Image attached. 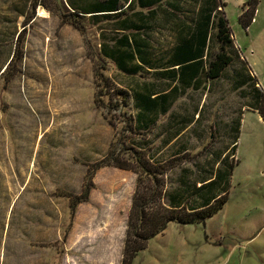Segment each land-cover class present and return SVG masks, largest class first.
<instances>
[{
  "label": "rangeland",
  "instance_id": "obj_1",
  "mask_svg": "<svg viewBox=\"0 0 264 264\" xmlns=\"http://www.w3.org/2000/svg\"><path fill=\"white\" fill-rule=\"evenodd\" d=\"M64 1L0 0V264H121L134 172L97 170L73 218L63 194L81 193L90 165L114 156L134 166L137 152L167 170L166 204L177 191L199 203L192 186L211 164L227 176L228 200L205 223H169L132 264H264V121L249 106L252 86L238 84L242 62L218 79H171L162 70L177 29L158 20L135 38L149 63L124 73L101 50L124 32L114 22H87L84 31L63 23ZM223 1L234 46L264 92V0L247 29L239 19L247 0ZM177 15L190 23L194 14ZM218 49L212 40L208 52ZM173 83L176 103L167 114L174 121L165 137L161 125L129 126L132 98L129 107H105L116 102L115 89L137 98L140 87L161 93Z\"/></svg>",
  "mask_w": 264,
  "mask_h": 264
},
{
  "label": "trees",
  "instance_id": "obj_2",
  "mask_svg": "<svg viewBox=\"0 0 264 264\" xmlns=\"http://www.w3.org/2000/svg\"><path fill=\"white\" fill-rule=\"evenodd\" d=\"M163 3L171 11H162ZM216 5L214 0L212 7H209L210 11L206 13H185L194 14L191 22L187 23L185 20L176 22L177 14L184 12L179 11L178 5L170 0H65L60 6V17L63 23L72 25L81 31L85 30L87 22L95 25L103 22H114L116 29L123 31L124 34L120 35L111 46L107 43L101 44V50L108 60H112L119 70L127 74H136L142 68L141 62L148 64L149 60L148 55H145L146 51L141 47L143 44L135 39L137 33L152 28L157 20H164L168 25L177 29V41L188 40L181 47L179 46L181 49L179 48L178 53L170 57L171 62H178L174 64L178 66L177 69L167 67L162 70L163 74L165 72L167 77H172L171 79L177 77L176 81L181 82L187 78L198 81L203 73L209 79H218L225 69L235 64L236 61H240L242 62V69L237 72L238 84L244 86L249 83L252 86L253 92L249 106L256 109L264 121V92L259 87L258 81L252 78L251 71L244 63L238 48L234 46L232 32L224 14L226 4L222 3L220 10H216ZM258 5L259 0H247L243 5L239 19L245 29L254 21ZM212 40L219 45V49L214 53H209L208 47ZM137 59H139L137 62L139 64H135ZM132 62L134 63L133 66H131ZM172 73L176 75H172ZM99 83V86H106L107 79H100ZM141 88H139L140 91H135L137 98L134 97L133 92L130 94L129 91L121 88L114 91L116 101L114 104H105L103 98H99L98 101H103L102 103L105 104L106 108L116 110L121 105L119 103H122L123 108L129 107L132 98L134 104H139L144 111L151 112L155 106L159 104L164 106L169 101L176 100L177 97V84L170 86L168 92L157 93L153 98L150 95H143L144 89L146 88L153 94L156 92L148 87H143V90ZM98 101L96 100V103ZM167 111L166 109L162 113ZM126 122L132 126L131 119ZM239 125L237 122L236 133L239 131ZM170 138L165 140L169 141ZM236 140L233 141L232 146H234L231 150L229 151L228 148L226 150V153L229 151V155L234 156L235 154ZM211 161L213 162V160ZM211 165L212 168L205 172L206 175L193 183L192 188L195 189L200 198V202L194 205L190 204L187 199L183 200L184 195L181 191L170 195L167 204L164 202L165 198L168 197L163 181L167 170L156 165L143 152L135 154L134 166L129 162H122L114 156L110 160L103 159L90 165L85 175L81 193L76 195L65 192L63 195L70 200L69 209L73 218L78 205L89 200L91 190L94 188L92 179L97 170L114 166L136 173V185L128 216L121 261V264H132L137 254L146 249L149 241L161 234L169 223L174 222L180 225L205 223L207 219L224 207L228 200L227 181L225 179L227 176H223L219 167L213 171L214 164ZM224 174L227 175V171ZM197 184L200 185L197 186ZM221 188L223 191L219 193ZM67 236L66 233L64 235L65 240Z\"/></svg>",
  "mask_w": 264,
  "mask_h": 264
},
{
  "label": "crops",
  "instance_id": "obj_3",
  "mask_svg": "<svg viewBox=\"0 0 264 264\" xmlns=\"http://www.w3.org/2000/svg\"><path fill=\"white\" fill-rule=\"evenodd\" d=\"M170 1L172 3L178 5L179 11L184 12V13H193V12H195V13H199V12L206 13V12L210 11L209 7H212V5L214 4V0H181L178 2L176 0H170ZM215 2L217 4L216 10L222 9L221 4L225 3L223 0H215ZM161 10L165 11V12L168 10L171 11L170 8L167 9V5L165 3L162 4ZM164 26H168V25L166 24ZM187 40L188 39H182V42L177 41V39L174 40V46L172 48V52H170L169 58L166 60V62L168 61V66H167L168 68L177 69L178 66L174 65V64H177L178 62H171L170 57L171 56L173 57L175 55V53H178L181 45L184 42H187ZM148 63H149V60H148ZM174 74L175 73H172V75H174ZM174 84L175 83H173V85ZM258 84L260 86V83H258ZM173 85H171V86H173ZM169 90H170V87L166 88L163 92H168ZM144 94L150 95L151 98H153L156 96L157 93L153 94L151 91H148L145 88L143 95ZM175 103H176V100H171L164 106H161V104H159L158 106H155L154 110L151 112H148V111L146 112L143 110V108L139 104L137 105V104L133 103L131 105L132 106L131 123H132L134 129L145 132L152 126L161 125V128L159 129L158 135L161 136V134H162V136L164 135V137H165V134H171L172 133L171 125H173L174 120L172 118V114L169 113V115H168L167 112H169L172 108H174ZM166 109L168 111L166 113H162V111H164ZM169 145H170V143L168 144V146ZM123 171H127V170H123ZM134 174L136 175V179H137V174L136 173H134ZM119 257H120L119 259H121L122 255H119Z\"/></svg>",
  "mask_w": 264,
  "mask_h": 264
}]
</instances>
